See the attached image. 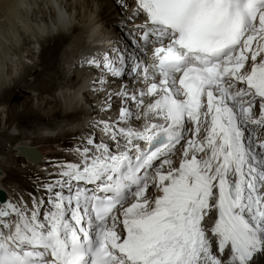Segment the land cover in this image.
Segmentation results:
<instances>
[{
    "label": "snow or ice",
    "instance_id": "obj_1",
    "mask_svg": "<svg viewBox=\"0 0 264 264\" xmlns=\"http://www.w3.org/2000/svg\"><path fill=\"white\" fill-rule=\"evenodd\" d=\"M133 2L151 65L120 48L87 61L140 77L137 90L94 125L111 143L90 137L55 166L46 200L0 206V264H250L264 251V0Z\"/></svg>",
    "mask_w": 264,
    "mask_h": 264
},
{
    "label": "bare ground",
    "instance_id": "obj_2",
    "mask_svg": "<svg viewBox=\"0 0 264 264\" xmlns=\"http://www.w3.org/2000/svg\"><path fill=\"white\" fill-rule=\"evenodd\" d=\"M52 1L49 0V16L44 12L34 26H26L19 32L22 42L13 50L18 55L22 72L9 79L7 73H4L3 63L0 65V108L13 106L12 102L22 95L23 88L35 92L36 99V102L29 105V101L34 99L31 95L25 97L20 103L23 113L9 111L10 118L18 119L21 124L17 132L5 130L0 133V171L4 173L0 178V187L13 199V203L21 199L26 202L27 192L37 200L41 197L47 199L42 184L55 178L58 171L55 166L66 161L78 162L73 149L86 146L88 138L95 136L96 143H99L101 135L106 138L94 125L100 120L115 122L121 107H127L116 93L123 88H127L130 93L137 90V80L141 79H133L131 74H126L122 79L108 76L106 83L109 88L99 89L97 73L102 69L87 63L93 58H100L98 46L108 38L113 40L112 53L120 48L126 49V54L133 59L137 57L130 42V33L134 24L142 21L134 18L122 23L120 19L123 10L132 14V9L125 8L124 3L131 5L133 0ZM22 4V0H0V33L6 25L10 27V23L18 18L17 12ZM13 35L16 37V32ZM31 37L41 45L40 56L33 66L23 60V46L33 42ZM19 38L15 40L18 43ZM33 69V81L27 83L26 77L31 75ZM91 74L93 77H90ZM108 105L110 108L107 111L102 110ZM132 110L137 111L134 104ZM254 111L258 114L257 106ZM256 134L264 139V128H260ZM72 136L73 141L65 139ZM63 146L70 148L61 152ZM19 147L33 148L41 156L30 159L22 157L19 154L22 152H18ZM15 153L19 156L15 157ZM174 160L178 166L180 155L174 157ZM47 166L55 171L53 175L42 173L41 170ZM7 179L18 182L23 193L19 196L15 194L11 184L6 182ZM154 194L155 189L153 192L148 191L150 197ZM34 198L26 202L29 208ZM212 213L216 218L215 210ZM7 220L11 224L15 218ZM261 253L259 256L254 255L250 264H264V253Z\"/></svg>",
    "mask_w": 264,
    "mask_h": 264
},
{
    "label": "rangeland",
    "instance_id": "obj_3",
    "mask_svg": "<svg viewBox=\"0 0 264 264\" xmlns=\"http://www.w3.org/2000/svg\"><path fill=\"white\" fill-rule=\"evenodd\" d=\"M22 1H23V4L20 6V8L18 9V12H17L18 18L14 19L10 23V25H11L10 27H9V25H6L2 29V33H0V65L3 63V67L5 68L4 73H7L9 79H11L13 77H17L22 72V66H21V63L18 59V55H16L17 53L13 50V49H15L21 45L22 41L19 38V32L26 26H34L38 21H40V18L44 15V12H46L49 16V8H48L49 0H22ZM52 2H54V1L51 0V3ZM15 32H16V37H14V35H13ZM17 38H19V43L15 41ZM31 40L33 42L30 43L29 46H27V45L23 46V48H24L23 60L29 66L35 65L34 62H37V60L40 56V53H41L40 43H38V42L36 43V41H34L33 37H31ZM133 60H135V59H133ZM34 74H35V69H33L31 71L30 76L26 77L27 83L33 81L32 76ZM22 88H23V86H22ZM16 91H17V89H16ZM21 94L22 95H20L15 102H12L13 106L15 105L14 107L12 105H10L9 107L4 106V107L0 108V133L5 131V130L10 131L11 133L17 132L18 127L21 124H19L18 119H11L10 118L9 111L13 110V111L23 113V107H22V104H20V103H22L24 101L25 97L30 96V95H31L30 97H33L34 100L33 101L30 100L29 105H31L33 102H36V99L34 98L35 92H31V91L23 88ZM79 96H78V98L81 99V97H79ZM76 101H77V99H76ZM83 102H84V100H83ZM27 120L30 121L29 119H27ZM72 137L73 138H71V137L67 138L66 137L65 139H69V140L71 139L73 141L74 136H72ZM67 150L61 149L60 151L66 152ZM15 157H16V155H15ZM23 164L25 165V163H23ZM7 180H6V182L8 184H11L10 187L13 188V191L15 192V194H17L19 196V194H21V192H22L21 187H18L19 183L13 182V179H11L12 181L11 180L7 181ZM149 192H153V189L150 188ZM27 193H29V192H27ZM27 193H25L26 194L25 195L26 196L25 201L29 202V201H31L32 198H34V195H28ZM30 196H33V197H30ZM211 214L213 215V213H211ZM209 217H211V216H209ZM214 220L215 219L213 218V219H211L210 222L212 224H214ZM261 252L257 253L258 256H259V254L260 255L262 254ZM263 253H264V251H263ZM257 254H254V255L256 256ZM255 256H253V257H255ZM258 264H261V263H258Z\"/></svg>",
    "mask_w": 264,
    "mask_h": 264
},
{
    "label": "water",
    "instance_id": "obj_4",
    "mask_svg": "<svg viewBox=\"0 0 264 264\" xmlns=\"http://www.w3.org/2000/svg\"><path fill=\"white\" fill-rule=\"evenodd\" d=\"M19 148H21V147H19ZM18 148V149H19ZM24 148H26V147H24ZM29 149V148H28ZM18 152H20V151H18ZM16 154V153H15ZM39 156H41V155H38L37 157H39ZM2 176H4V173H2L1 171H0V178L2 177ZM9 201V196H8V193L3 189V188H1L0 187V204L1 205H4L6 202H8Z\"/></svg>",
    "mask_w": 264,
    "mask_h": 264
}]
</instances>
